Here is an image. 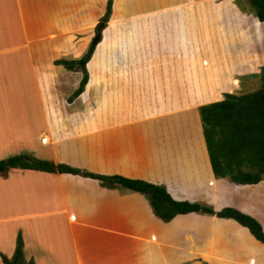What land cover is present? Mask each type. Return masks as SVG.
<instances>
[{
	"label": "crops",
	"instance_id": "1",
	"mask_svg": "<svg viewBox=\"0 0 264 264\" xmlns=\"http://www.w3.org/2000/svg\"><path fill=\"white\" fill-rule=\"evenodd\" d=\"M221 1L202 24L188 8L164 14L158 49L151 48L160 56L148 65L144 41L122 48L133 51L137 71L122 61L116 67L120 57L104 58L93 115L88 104L55 102L54 62L63 58L43 37L55 28L56 0H0V160L29 155L162 185L176 201L234 209L264 231V180L215 178L197 111L232 94L247 69L250 56L229 50V31L254 19L264 24L236 12L233 0ZM204 47L208 67L201 65ZM18 235L24 260L34 264H264V243L233 219L193 212L164 223L141 193L10 168L0 174V255H13Z\"/></svg>",
	"mask_w": 264,
	"mask_h": 264
},
{
	"label": "trees",
	"instance_id": "2",
	"mask_svg": "<svg viewBox=\"0 0 264 264\" xmlns=\"http://www.w3.org/2000/svg\"><path fill=\"white\" fill-rule=\"evenodd\" d=\"M246 1L253 16L259 22H264V0ZM236 4L241 7L238 0ZM111 6L112 0H106L105 12L99 23H106L111 13ZM116 33L119 35V32ZM114 39L106 42L101 49L97 46L93 54L100 41L99 32L98 38H93L89 48L80 58L54 62L55 65L63 66L68 71L81 72V79L70 100L79 97L83 91L84 104L96 99L100 88L97 74L102 69L103 59L107 53L113 52L111 48ZM130 47L129 44L128 48ZM249 77L259 79L261 85L259 89L248 93L224 94L222 100L197 108L212 172L215 178L227 179L234 184H256L264 180V66L260 67L258 74ZM10 168L79 175L97 180L109 188L117 186L141 193L148 200L154 215L163 222H169L176 215L193 212L233 219L246 227L256 240L264 243V231L261 225L250 216L231 208H223L215 212L207 205L176 201L162 185L117 175L94 174L64 164L41 161L29 155L0 160V174H4ZM22 247L23 242L18 235L13 255L10 258L0 255L3 264H34L32 260H24Z\"/></svg>",
	"mask_w": 264,
	"mask_h": 264
},
{
	"label": "rangeland",
	"instance_id": "3",
	"mask_svg": "<svg viewBox=\"0 0 264 264\" xmlns=\"http://www.w3.org/2000/svg\"><path fill=\"white\" fill-rule=\"evenodd\" d=\"M238 1L241 7L237 6V0L232 1L235 11L241 14L243 13L248 17H254L247 1ZM222 3L223 1L221 0H112L110 16L100 29V41L96 45L93 54L97 46L101 49L106 42L115 38L111 48L112 50L115 49V51L114 53L109 51L105 58L108 59L111 58V56H115L118 59V57H120L116 67H118L122 61L123 67H125L127 72L137 71L141 64L136 69H131L134 65L133 63L137 62V60H132L128 57V54L133 51L131 50L132 52L129 53L127 51L122 52V48L126 50L129 44L133 47V43L136 42L140 44L141 41H144V49L142 51L144 56H148L144 63L151 61V57L153 59L160 56L158 52L154 53L151 51V48L156 45V49H158L159 27L162 24L164 14L175 9L188 8L192 13L189 14V16L193 18L194 22L202 24L208 20V11L216 9L215 7H218V5ZM105 5L106 0H56L55 28L49 31L43 38L49 41H55L54 46L56 47L57 56H61L66 60L80 58L87 51L96 35V26L101 22V18L105 12ZM235 11L234 13L236 14ZM251 23H253L251 24L252 26L246 25L242 28L229 31V50L234 53H248L250 56L247 64L248 70L244 69L240 72V75H237L236 79L238 80V86L232 94L252 92L259 89L261 86L258 78H251L249 76L258 74L260 67L264 66V64H262L264 55V24H257L255 19L251 21ZM116 32H119V35H116L118 34ZM202 33H204V38L202 37L204 41H207L208 37L212 35V32H207V29ZM203 40L202 42H204ZM183 44L182 40H180L178 41L177 47H179V53L185 56L187 54V48H185V44ZM141 45L143 46V43ZM194 46L196 47V45ZM52 49L53 47H50L48 49L49 52ZM215 49L219 51L220 47H216ZM203 50H205L204 52L206 53L208 49L204 47ZM140 55L143 54L140 53ZM200 58L204 59L201 65L203 67H208L209 64L205 61H208V54H202ZM106 63L105 72L112 71V63L105 60V64ZM135 66L136 65H134V67ZM148 68H150V66H148ZM88 76L90 77L89 71ZM80 79L81 72L79 70L68 71L57 65V72L55 75V102L57 104H67V106L82 105L83 101L81 96L70 100ZM236 83L237 82H234V85H236ZM86 104L92 107L89 108L92 111L87 114L94 115L95 99ZM89 125L93 124L89 123Z\"/></svg>",
	"mask_w": 264,
	"mask_h": 264
},
{
	"label": "water",
	"instance_id": "4",
	"mask_svg": "<svg viewBox=\"0 0 264 264\" xmlns=\"http://www.w3.org/2000/svg\"><path fill=\"white\" fill-rule=\"evenodd\" d=\"M103 26H104L103 23H98L97 28H96V35H95V37H94L95 39L98 38V36H99V32H100V29H101Z\"/></svg>",
	"mask_w": 264,
	"mask_h": 264
}]
</instances>
